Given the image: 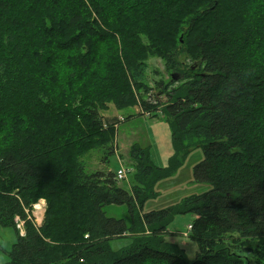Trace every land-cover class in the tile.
<instances>
[{
  "label": "trees",
  "instance_id": "trees-1",
  "mask_svg": "<svg viewBox=\"0 0 264 264\" xmlns=\"http://www.w3.org/2000/svg\"><path fill=\"white\" fill-rule=\"evenodd\" d=\"M222 1L0 0V226L17 236L1 264H244L249 240L262 244L264 263V0L233 3L236 15L219 20ZM180 55L197 69L167 90L168 165L135 144L131 193L116 177L122 169L128 176L123 164L115 174H88L76 158L112 146L120 127L102 112L141 105L160 118L144 97L148 60L179 71ZM198 147L194 180L212 189L146 212L158 185ZM108 149L107 161L115 155ZM42 198L54 207L38 228L27 211ZM112 205L127 206L130 221L107 217ZM186 214L196 217L182 233L198 245L194 261L168 231ZM127 234L131 243L114 251L111 241Z\"/></svg>",
  "mask_w": 264,
  "mask_h": 264
},
{
  "label": "rangeland",
  "instance_id": "rangeland-1",
  "mask_svg": "<svg viewBox=\"0 0 264 264\" xmlns=\"http://www.w3.org/2000/svg\"><path fill=\"white\" fill-rule=\"evenodd\" d=\"M48 1L50 2L51 0ZM240 1L241 0H223L219 13L214 15V17L219 20H224L226 17H233L234 15H236V10L233 9L234 7L232 4L234 3V5L237 7L240 4ZM257 1L258 0H256V3ZM195 5H200V3L196 1L193 6ZM193 6L190 9L192 11ZM253 12L254 10L251 9L246 11L245 13L250 15ZM222 15L226 17H223ZM37 17L39 18V16ZM94 19L97 20V17L95 15ZM213 21L214 20L211 19V22ZM217 22L219 21L216 20L213 24H216ZM206 33V31H203L204 36L206 35ZM181 41H183V36L181 37ZM177 62L180 63V67L178 68L179 71H170L167 69L166 64L163 60L154 57H150L148 60V68L144 83L146 86L151 88V91L147 94H144V97L146 101H149L159 107L158 111L160 114V118L156 119V116L153 117V114L149 113L148 111H144L141 105L120 111L115 108L114 104H109L108 109L102 112V116L105 120H107L108 122H113L115 126L120 127L118 129L115 128L117 137L111 143L112 146H98L97 148L91 149V151L84 156L79 155L76 158L82 160V163L85 166V171L88 174L99 171L112 172L115 174V171H117L120 168V165L123 164L124 166L129 168V173L127 179L119 181V184L123 189L131 193V187L136 184V180L133 174L134 170L133 173L131 170L132 161L130 157V151L131 149H133V146L135 144L150 148L151 159L154 164L162 166H164L165 164L168 165L169 160L173 156L171 131L165 117H161V115H163L162 108L165 107L169 100L167 90L172 91L174 87H178L180 84L177 82L184 79V76L190 72L189 69H197V63L195 64L185 55L178 56ZM164 85H167L168 89L165 90ZM161 92L164 93L161 94ZM122 116L128 117L131 120L121 124L119 120ZM104 128L106 129L108 128V126H105ZM109 147L113 148V150L115 151V155H113L110 160L107 161V156L110 155L108 153L111 152V149H108ZM203 159L204 152L202 147L193 148L184 165L179 168L176 174L173 177L162 181L158 185L157 190L160 192V196L157 199L150 200L147 203L146 208L148 210L166 209L180 203L182 200L188 197L204 194L210 191L212 189L211 185L207 183H198L194 180V167ZM52 199L54 200L55 197H53ZM38 203L42 204L40 209L42 210V213L40 214L38 213V211L33 209V212L31 213L33 219L32 222L38 228H42L45 224L46 219L48 218V210L50 209V207H54V205L46 198H42ZM103 211L107 217L123 219L128 222L130 221L129 210L125 205L105 206L103 208ZM56 216L59 217V213L56 214ZM195 219L196 217L191 214L178 215L174 219L173 223L169 226L168 230L169 235L175 234V237L170 239L171 242L178 244L179 246L184 248L186 255L190 261H194L196 259L199 248L194 240L183 237L182 233L188 231V226L193 224ZM64 221H68V218ZM15 224L19 235L25 233L23 221H21L20 219H18L17 221L16 219ZM20 225L21 227L19 228ZM132 237L133 235L130 234L124 235L119 238L117 237L113 241H111L110 244L114 251H119L121 248H124L131 243ZM235 237H237V235ZM87 239H90V237L88 236ZM16 240L17 236L12 228H3L2 226H0V264L9 261L8 253L12 250L13 244L16 242ZM228 241L230 244H232L233 240ZM248 242L249 243L242 244L243 248H240L242 250V253L245 252L246 256H248V261L247 259H244V264H261L258 262L257 249L262 244H259L257 241L251 242L249 240ZM238 244H240L238 241H235L233 243L234 246H237ZM232 249L235 250L236 247ZM248 250L250 251L249 253L246 252Z\"/></svg>",
  "mask_w": 264,
  "mask_h": 264
},
{
  "label": "built area",
  "instance_id": "built-area-1",
  "mask_svg": "<svg viewBox=\"0 0 264 264\" xmlns=\"http://www.w3.org/2000/svg\"><path fill=\"white\" fill-rule=\"evenodd\" d=\"M116 177H117L118 181L126 180L127 179V171H125L124 169L119 170L117 172V176ZM24 225H25V222H24Z\"/></svg>",
  "mask_w": 264,
  "mask_h": 264
},
{
  "label": "bare ground",
  "instance_id": "bare-ground-1",
  "mask_svg": "<svg viewBox=\"0 0 264 264\" xmlns=\"http://www.w3.org/2000/svg\"><path fill=\"white\" fill-rule=\"evenodd\" d=\"M41 203H36V204H34L33 205V207H32V209H31V211L29 210V211H27L29 214H31L32 212H33V209H35L36 211H38V213H42V210H40L41 209ZM32 215V214H31ZM19 219V218H18ZM18 219H17V221H18ZM30 219V218H29ZM21 227V225L19 226V228ZM26 234V231H25V233H22L21 235H25Z\"/></svg>",
  "mask_w": 264,
  "mask_h": 264
},
{
  "label": "crops",
  "instance_id": "crops-1",
  "mask_svg": "<svg viewBox=\"0 0 264 264\" xmlns=\"http://www.w3.org/2000/svg\"><path fill=\"white\" fill-rule=\"evenodd\" d=\"M171 140H172V137H171ZM173 154H174V150H173ZM156 166H158V167H166L167 166V164H165L164 166H162V165H157V164H155ZM119 170V169H118ZM110 171V170H109ZM115 172H117V171H115ZM119 186L122 188V186L119 184ZM132 188V187H131ZM158 191V190H157ZM159 192V191H158ZM159 196H160V192H159ZM146 212H150V211H152V210H148L147 208H146V210H145ZM172 239V238H171Z\"/></svg>",
  "mask_w": 264,
  "mask_h": 264
}]
</instances>
